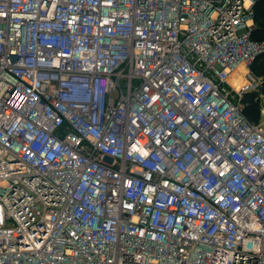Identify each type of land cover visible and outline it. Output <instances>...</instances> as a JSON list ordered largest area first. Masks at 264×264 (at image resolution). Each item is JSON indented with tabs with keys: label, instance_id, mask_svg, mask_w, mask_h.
<instances>
[{
	"label": "built area",
	"instance_id": "2783aa9c",
	"mask_svg": "<svg viewBox=\"0 0 264 264\" xmlns=\"http://www.w3.org/2000/svg\"><path fill=\"white\" fill-rule=\"evenodd\" d=\"M254 6L0 0V264H264Z\"/></svg>",
	"mask_w": 264,
	"mask_h": 264
},
{
	"label": "trees",
	"instance_id": "16d2710c",
	"mask_svg": "<svg viewBox=\"0 0 264 264\" xmlns=\"http://www.w3.org/2000/svg\"><path fill=\"white\" fill-rule=\"evenodd\" d=\"M254 14L257 29L253 33V40L262 41L264 40V0H255ZM252 71L255 75L264 77V54L255 60ZM252 96L248 95L246 98V101L250 103L246 115L248 119L253 121L257 119L258 107L253 103Z\"/></svg>",
	"mask_w": 264,
	"mask_h": 264
},
{
	"label": "bare ground",
	"instance_id": "6f19581e",
	"mask_svg": "<svg viewBox=\"0 0 264 264\" xmlns=\"http://www.w3.org/2000/svg\"><path fill=\"white\" fill-rule=\"evenodd\" d=\"M239 83H240V81H239V82H237V83H236V85H238Z\"/></svg>",
	"mask_w": 264,
	"mask_h": 264
}]
</instances>
